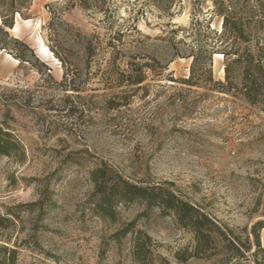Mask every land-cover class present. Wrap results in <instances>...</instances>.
<instances>
[{"label":"rangeland","instance_id":"1","mask_svg":"<svg viewBox=\"0 0 264 264\" xmlns=\"http://www.w3.org/2000/svg\"><path fill=\"white\" fill-rule=\"evenodd\" d=\"M12 6L23 15L15 14L20 27L9 32L34 54L22 64L16 58L22 47L0 50V121L26 150L24 159L0 154V207L20 216L7 233L18 250L15 264H143L132 257L138 230L151 236L149 264H216L202 257L180 261L178 254L193 250V233L158 209L145 211L141 202L120 205L115 219L100 217L89 170L102 161L134 179L172 182L229 226L264 219L260 106L179 82L190 75V58H175L165 77L150 75L132 88L119 86L123 64L100 59L121 33L131 39L140 30L154 38L168 32L169 23L189 26L193 13L210 18L212 0H0V17L11 16ZM90 39L99 58L69 67L74 81L66 79L54 50L81 55ZM41 45L52 54H43ZM223 63L215 53V79L224 80ZM41 198L44 214L29 206ZM133 222L136 233L113 237ZM261 239L264 244V228Z\"/></svg>","mask_w":264,"mask_h":264},{"label":"trees","instance_id":"2","mask_svg":"<svg viewBox=\"0 0 264 264\" xmlns=\"http://www.w3.org/2000/svg\"><path fill=\"white\" fill-rule=\"evenodd\" d=\"M212 3L210 18L202 19L193 13L189 26L169 23L170 30L157 37L143 34L140 30H137L138 37L131 39L126 38L131 34L113 36L109 40L108 54L100 59L113 66L123 64L124 68L118 73V79H121L119 86L132 88L143 85L150 75L165 77L169 63L175 58H190V75L179 82L190 88L234 96L264 110V0H212ZM15 14L23 15L19 7L12 6L11 16L0 17V50L12 53L15 51L11 45L20 46L23 50L16 49V58L22 64L31 63L34 57L32 48L9 32L15 25ZM214 17L219 26L211 28ZM115 40L121 46L116 45ZM161 49L162 53L159 52ZM98 50L97 41L90 39L81 55L64 56L58 50L54 53L67 67L66 79L74 81V72L71 75L69 67L95 62L100 56ZM215 53L223 56L224 80L215 79L213 75ZM156 65L161 69L157 70ZM169 80L178 82L173 76ZM0 154L19 159L26 156L25 146L5 121H0ZM89 175L93 183V205L100 217L115 219L120 205L141 202L145 211L158 209L162 216H171L182 229L191 231L195 240L193 250L189 256L178 254L180 261L202 257L213 258L216 264H264L261 239L264 219L257 220L251 227L229 226L181 194L172 182L134 179L105 161L91 168ZM45 205L44 198L29 204L30 207L39 206L43 214ZM19 220L18 212L0 207V264H15L17 260L18 250L7 233ZM134 232V222L128 223L113 237L120 240ZM150 241L148 233L137 231L133 240V260L143 264L151 262Z\"/></svg>","mask_w":264,"mask_h":264},{"label":"bare ground","instance_id":"3","mask_svg":"<svg viewBox=\"0 0 264 264\" xmlns=\"http://www.w3.org/2000/svg\"><path fill=\"white\" fill-rule=\"evenodd\" d=\"M18 16L20 17V15L18 14ZM26 23H27V25H31V24H29L30 23V20H24ZM20 24L19 23H16L15 25H14V27L13 28H11V30L12 31H18L19 30V26ZM40 50H41V52L43 53V54H52L51 53V51H49L48 50V48L45 46V45H41L40 46ZM8 55V54H7ZM217 56H222V54H216ZM8 56H10V55H8ZM12 59H14V61L16 62V64H17V62H19L17 59H15V58H12Z\"/></svg>","mask_w":264,"mask_h":264}]
</instances>
